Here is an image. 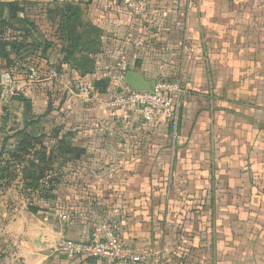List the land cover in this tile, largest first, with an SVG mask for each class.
Masks as SVG:
<instances>
[{
    "label": "crops",
    "instance_id": "obj_1",
    "mask_svg": "<svg viewBox=\"0 0 264 264\" xmlns=\"http://www.w3.org/2000/svg\"><path fill=\"white\" fill-rule=\"evenodd\" d=\"M0 2L27 4L19 42L29 55H10L21 82L15 130L33 139L28 158L48 165L46 187L0 211V264H103L51 248L106 225L147 264L263 263L264 0H147L146 19L121 0ZM121 60L148 81L181 84L174 144L167 126L104 106L121 92L105 68ZM31 69L42 82L28 83ZM17 137L1 144L2 160Z\"/></svg>",
    "mask_w": 264,
    "mask_h": 264
},
{
    "label": "built area",
    "instance_id": "obj_2",
    "mask_svg": "<svg viewBox=\"0 0 264 264\" xmlns=\"http://www.w3.org/2000/svg\"><path fill=\"white\" fill-rule=\"evenodd\" d=\"M121 2L133 17L148 18L150 10L147 0H121ZM105 70L117 73V86L121 92L106 101L104 106L109 110H119L125 113L131 111L154 127L167 126L174 144L178 137V122L183 99L181 84L158 81L152 91H132L125 82V75L130 71V65L126 60L106 67ZM29 72L28 83L42 82L43 78L36 69H31ZM58 78L59 74L56 71L50 72V80ZM0 86L1 101L4 104L10 103L17 96L19 84L11 73L5 72L1 75ZM127 88L130 91L123 94L122 92ZM79 91L84 104H91L95 101L89 88L81 87ZM57 216L63 217L60 212H57ZM51 251L68 258L87 256L103 264H142L149 258L147 252L138 251L123 243L117 233L108 225L93 232L88 241H76L62 237L51 248Z\"/></svg>",
    "mask_w": 264,
    "mask_h": 264
},
{
    "label": "trees",
    "instance_id": "obj_3",
    "mask_svg": "<svg viewBox=\"0 0 264 264\" xmlns=\"http://www.w3.org/2000/svg\"><path fill=\"white\" fill-rule=\"evenodd\" d=\"M25 3H2L0 2V51L2 54V59L7 62H10V66H16V62L12 61L10 55H15L16 60H22L25 58V55H29L28 51H26V47L23 42H19L20 38L26 39L27 34H25L26 28L30 24V20L25 16L24 18L19 17L21 13L25 12ZM67 12H73L74 9L69 6L66 9ZM20 34V35H19ZM14 77V75H12ZM130 91L127 88L123 91V94H126ZM20 141L18 147L13 152L16 155H13V159L16 161H22L26 166H24L22 171V179L31 180L32 186L30 188H40L42 185L46 184V180H43L42 177L44 175L45 170H47L48 165L44 163L37 166L33 160L28 158L29 148H32L31 142L32 137L30 135L25 134L24 132H20L16 134ZM60 150L64 153H70L78 156L79 152L77 150H71L66 145H61ZM12 153V154H13ZM22 154V156L18 155ZM37 152H35L36 156ZM31 156V155H30ZM1 158V155H0ZM28 158V159H27ZM29 164V166H27ZM8 167L0 170V177L3 175H10L13 177H17L18 174L16 171L8 172ZM42 181V183H40ZM53 181V180H51ZM50 181V185H51ZM58 182V180L56 181ZM44 183V184H43ZM45 186V185H44ZM46 187V186H45ZM43 197H47L46 194H43ZM3 258V257H2ZM183 262H188V260H183ZM123 264H131V263H123ZM147 264V261L142 263Z\"/></svg>",
    "mask_w": 264,
    "mask_h": 264
},
{
    "label": "rangeland",
    "instance_id": "obj_4",
    "mask_svg": "<svg viewBox=\"0 0 264 264\" xmlns=\"http://www.w3.org/2000/svg\"><path fill=\"white\" fill-rule=\"evenodd\" d=\"M10 62H5L4 59H2V54L0 51V79L1 75L5 72L11 73L12 66H10ZM16 80V79H15ZM17 83L20 86V83L18 80H16ZM19 93V92H18ZM0 94H1V86H0ZM19 97H15L10 103L4 104L0 99V155L3 154L1 151V144L3 142H6V140L13 139L15 140L17 130H15L16 127L19 128L22 127L21 121H17V115L16 113V106ZM16 150V145L13 148ZM33 152H35V148L32 149L29 148L28 155H31ZM9 154V153H7ZM7 154L5 156H7ZM13 155L16 154H10V158H6L2 160L3 157L0 158V170L8 167V172L16 171L18 174H22L24 166H26L22 161H16L13 159ZM22 156V154H18ZM9 160V161H8ZM29 166V164H27ZM44 184V183H43ZM30 186H32L31 180L22 179L21 175L19 176H10V175H3L0 177V211L2 208H6L7 210L11 209L15 204L19 202L20 199L24 200H30V198H33L32 194L29 192L31 190ZM5 203V204H4ZM8 207V208H7ZM2 221L3 217H1L0 212V260L3 259V254L5 253V250L3 248L5 244V230L2 228ZM250 238V237H249ZM261 258V257H260ZM246 261H248L246 264H255V260L251 256H248L245 258ZM254 260V261H253ZM262 264H264V258L261 259ZM260 261V260H259Z\"/></svg>",
    "mask_w": 264,
    "mask_h": 264
},
{
    "label": "water",
    "instance_id": "obj_5",
    "mask_svg": "<svg viewBox=\"0 0 264 264\" xmlns=\"http://www.w3.org/2000/svg\"><path fill=\"white\" fill-rule=\"evenodd\" d=\"M125 82L132 91H152L156 84L155 80L148 81L133 70L126 73ZM64 258L67 257L64 255Z\"/></svg>",
    "mask_w": 264,
    "mask_h": 264
}]
</instances>
